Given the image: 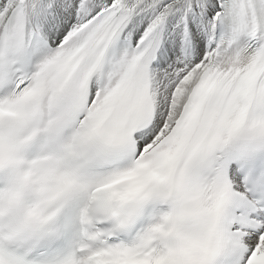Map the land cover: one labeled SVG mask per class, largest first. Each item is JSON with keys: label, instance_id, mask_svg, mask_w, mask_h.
Listing matches in <instances>:
<instances>
[{"label": "snow or ice", "instance_id": "6c2138e0", "mask_svg": "<svg viewBox=\"0 0 264 264\" xmlns=\"http://www.w3.org/2000/svg\"><path fill=\"white\" fill-rule=\"evenodd\" d=\"M0 264H264V0H0Z\"/></svg>", "mask_w": 264, "mask_h": 264}]
</instances>
